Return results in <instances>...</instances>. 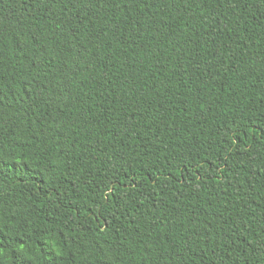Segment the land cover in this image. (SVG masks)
I'll return each mask as SVG.
<instances>
[{
  "label": "trees",
  "instance_id": "16d2710c",
  "mask_svg": "<svg viewBox=\"0 0 264 264\" xmlns=\"http://www.w3.org/2000/svg\"><path fill=\"white\" fill-rule=\"evenodd\" d=\"M0 264H264V0H0Z\"/></svg>",
  "mask_w": 264,
  "mask_h": 264
}]
</instances>
